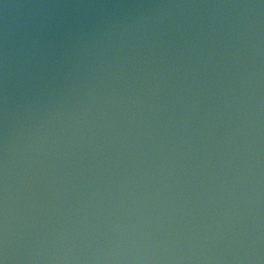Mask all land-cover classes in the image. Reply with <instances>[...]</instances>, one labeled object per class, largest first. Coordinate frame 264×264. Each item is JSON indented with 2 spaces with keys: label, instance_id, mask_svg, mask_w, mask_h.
I'll return each mask as SVG.
<instances>
[{
  "label": "water",
  "instance_id": "water-1",
  "mask_svg": "<svg viewBox=\"0 0 264 264\" xmlns=\"http://www.w3.org/2000/svg\"><path fill=\"white\" fill-rule=\"evenodd\" d=\"M0 264H264V0H0Z\"/></svg>",
  "mask_w": 264,
  "mask_h": 264
}]
</instances>
